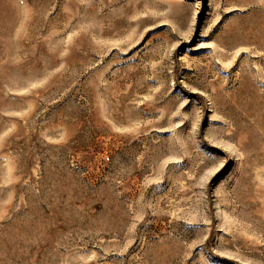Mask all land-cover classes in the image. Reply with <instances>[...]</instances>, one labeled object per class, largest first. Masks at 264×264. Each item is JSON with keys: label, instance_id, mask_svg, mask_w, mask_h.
<instances>
[{"label": "rangeland", "instance_id": "374dc122", "mask_svg": "<svg viewBox=\"0 0 264 264\" xmlns=\"http://www.w3.org/2000/svg\"><path fill=\"white\" fill-rule=\"evenodd\" d=\"M0 264H264V0H0Z\"/></svg>", "mask_w": 264, "mask_h": 264}, {"label": "built area", "instance_id": "2783aa9c", "mask_svg": "<svg viewBox=\"0 0 264 264\" xmlns=\"http://www.w3.org/2000/svg\"><path fill=\"white\" fill-rule=\"evenodd\" d=\"M107 159H109V156H106Z\"/></svg>", "mask_w": 264, "mask_h": 264}]
</instances>
